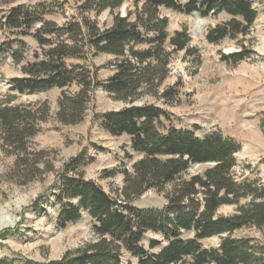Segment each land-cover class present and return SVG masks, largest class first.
Instances as JSON below:
<instances>
[{
  "label": "trees",
  "instance_id": "trees-1",
  "mask_svg": "<svg viewBox=\"0 0 264 264\" xmlns=\"http://www.w3.org/2000/svg\"><path fill=\"white\" fill-rule=\"evenodd\" d=\"M133 7L125 15L114 13L125 2ZM256 0H84L78 6V17L61 26L45 18V13L17 7L5 17V25L17 37L2 46L14 61L21 63L26 44L20 37L30 35L40 52L22 63L20 77L9 80V91L31 94L57 88L55 120L63 126H74L84 119L95 90L101 89L112 100L125 104L120 110L95 116L109 135L130 138V149L141 155L123 170V184L116 196L105 192L97 183L83 178L79 170L82 154L70 158L55 172L57 201L62 206L56 217L64 228L80 220L86 213L92 221L95 240L59 259L32 264H122V251L138 258L137 264H264V255L252 239L237 238L233 233L242 228L264 226V184L257 179L238 180L233 169L235 155L241 146L219 131L197 137L192 130L164 127L165 112L157 101L171 103L177 97L174 87L161 89L168 77L172 52L185 50L189 37L185 30L169 37L167 19L159 16V8L199 17L227 14L230 18L208 29L205 39L218 44L224 39L248 35L256 18ZM108 10L113 14L109 27L101 28L87 16H99ZM37 27L35 28V26ZM34 31V32H31ZM15 43L17 47L12 48ZM166 44L171 51H167ZM188 51V50H186ZM107 54L114 57L109 64L112 74L97 79L99 67L89 69L69 59ZM248 50L221 55L227 63L238 64L248 58ZM76 91L71 92V87ZM144 97L151 103L135 105ZM49 119L47 104L12 105L0 102V148L14 160L9 179L25 185L52 167L45 162L44 150H31L30 140L40 131V124ZM211 164L188 178L182 175L193 165ZM115 171L104 172L106 177ZM171 188L165 191V186ZM148 190L164 192L162 209L137 208L132 201ZM41 198L31 205L37 211ZM241 200H246L240 204ZM236 205L231 215H218L219 207ZM159 232L167 241L156 253L140 245L143 234ZM192 238H180L182 232ZM6 230L2 233H7ZM219 237L217 247L205 248L201 240ZM159 245L153 241L152 249ZM0 264H13L3 258Z\"/></svg>",
  "mask_w": 264,
  "mask_h": 264
},
{
  "label": "rangeland",
  "instance_id": "rangeland-1",
  "mask_svg": "<svg viewBox=\"0 0 264 264\" xmlns=\"http://www.w3.org/2000/svg\"><path fill=\"white\" fill-rule=\"evenodd\" d=\"M84 0H0V46L16 40L12 29L5 25L6 15L17 7L29 8L45 13V18L61 26L73 17H78V6ZM253 7L257 18L248 35L237 39H224L211 44L205 35L211 27L227 21L230 17L221 13L218 16L199 17L196 13L186 15L164 7L159 8V16L167 19L166 31L169 37L177 31L185 30L189 42L185 50L172 52L169 63V75L161 89L174 87L178 94L171 103L157 101L165 112L161 118L164 127L189 129L197 137H203L211 131H219L223 136L231 137L241 149L236 153L234 176L257 179L264 184V0H256ZM133 7L125 2L114 13L125 15ZM87 16L101 28L109 27L113 14L108 10L99 16L88 13ZM37 25L35 26V28ZM34 32V31H31ZM26 48L21 63L14 61L10 52L0 51V102L8 100L12 105L32 106L46 103L49 119L40 124L39 133L29 143L31 150H44V160L52 167L33 181L21 185L9 179L13 156L5 155L0 148V260L13 261V264H32L59 259L67 252H75L95 240L92 221L86 213L80 220L57 226L56 217L62 206L57 201V182L55 172L64 162L82 154L84 164L80 167L83 178L97 183L105 192L116 196L123 184V170L131 171V165L141 155L130 149V138L126 135L114 137L100 127L95 116L120 110L124 103L114 101L101 89L93 92L91 101L81 123L74 126L59 124L54 116L60 90L51 88L31 94H16L9 91V80L20 77L21 65L33 59L34 52L40 48L30 35L20 37ZM17 45L12 44L15 49ZM167 51H171L166 44ZM188 50V51H186ZM240 50H248L250 55L238 64L227 63L221 55ZM114 59L107 54L88 56L82 59H69L68 64L79 63L89 69L99 67L98 80H105L112 74L109 64ZM71 92L76 87H71ZM153 99L144 97L135 105L151 103ZM206 165H193L182 176L188 178L201 172ZM115 171L106 177L104 172ZM171 184L165 186V191ZM41 198L37 211L31 207ZM246 200H241L244 204ZM166 204L164 192L148 190L132 201L137 208L162 209ZM236 205H224L218 208V215H231ZM9 230L7 233H2ZM234 237L250 238L254 246L264 255V226L242 228L233 233ZM193 233L182 232L180 238H192ZM153 241L159 245L150 249ZM219 237L213 236L201 240L205 248L217 247ZM159 232L146 231L140 245L150 253L158 252L166 244ZM122 264H137L138 258L123 250Z\"/></svg>",
  "mask_w": 264,
  "mask_h": 264
}]
</instances>
